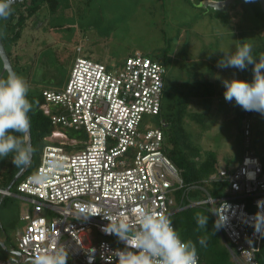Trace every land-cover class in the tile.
I'll use <instances>...</instances> for the list:
<instances>
[{
	"label": "built area",
	"instance_id": "2783aa9c",
	"mask_svg": "<svg viewBox=\"0 0 264 264\" xmlns=\"http://www.w3.org/2000/svg\"><path fill=\"white\" fill-rule=\"evenodd\" d=\"M165 72L163 63L139 52L120 65L77 56L62 90H42L39 108L52 130L38 164L13 184L15 193L0 188L1 198L15 195L29 203L16 247L0 240V264L22 262L57 243L69 250L67 264H108L111 252L124 245L104 231L105 217L135 224L141 209L171 216L185 206H205L215 222L224 221L217 229L235 264H259L263 231L254 222L264 212V204L258 207L264 202L263 164L245 149L237 165L217 166L201 182L185 184L162 151L163 121L140 128L145 115L159 113ZM251 117L242 109L246 146ZM212 184L223 185L219 194L209 193L206 185ZM192 190L202 196L191 198ZM182 200L187 204L180 206ZM198 264H204L199 255Z\"/></svg>",
	"mask_w": 264,
	"mask_h": 264
},
{
	"label": "rangeland",
	"instance_id": "374dc122",
	"mask_svg": "<svg viewBox=\"0 0 264 264\" xmlns=\"http://www.w3.org/2000/svg\"><path fill=\"white\" fill-rule=\"evenodd\" d=\"M200 1L58 0L54 11L43 4L25 20L16 43L4 41V46L15 74L23 76L29 87L39 91L62 90L77 56L120 65L137 52L150 57L164 55L167 84L185 93L201 94L190 98L188 109L201 113L205 122L184 119L188 138L201 154L212 152L218 166L232 167L240 162L247 149L260 158L264 167V116L252 112L253 133L246 146L240 132L242 122L235 111L238 106L234 101L226 102L223 95L222 80L236 78L251 82L253 65L244 71L217 67L223 57L221 49L234 52L240 44L253 43L252 54L255 50L264 52V36H257L255 28H237L242 21L247 26H253V21L256 24L252 6L260 3L254 0L251 6L236 0V5H230L227 12H218L199 5ZM18 6L19 3L12 5L13 10ZM193 68L207 76L210 83L205 90L184 86L188 69ZM145 122L159 125L158 118L152 115L143 117L141 129ZM62 131L68 136L73 134ZM167 148L170 150L171 144ZM38 153H34L25 174L39 161ZM6 185L0 184V188ZM11 191L15 193V185ZM197 192L200 198L202 195ZM27 207L29 203L18 196L1 198L0 195V240L8 248L17 245L16 238L25 225L21 213Z\"/></svg>",
	"mask_w": 264,
	"mask_h": 264
},
{
	"label": "clouds",
	"instance_id": "9594fccd",
	"mask_svg": "<svg viewBox=\"0 0 264 264\" xmlns=\"http://www.w3.org/2000/svg\"><path fill=\"white\" fill-rule=\"evenodd\" d=\"M15 3L16 0H0V20H7L12 15ZM220 51L223 57L217 62L219 68L244 71L253 65L251 82L236 78L222 80L226 102L234 101L244 111L264 116V54L258 59L254 57L250 43L238 45L234 52ZM28 93L29 84L23 76L9 73L0 78V159L11 154L16 167L27 166L34 151L25 139L31 126L29 113L33 109ZM262 204L264 202L258 201V207ZM105 218L109 223L104 231L124 245L111 252L108 264H198L196 244L192 240H182L173 227L171 216L163 211L141 209L135 224L123 218ZM195 219L197 230H206L209 217L196 213ZM223 222L216 220L214 228H219ZM254 227L264 231V212L256 214ZM198 243L205 246L206 237H200ZM68 259L67 246L57 243L37 249L22 262L12 258L9 264H67Z\"/></svg>",
	"mask_w": 264,
	"mask_h": 264
},
{
	"label": "trees",
	"instance_id": "16d2710c",
	"mask_svg": "<svg viewBox=\"0 0 264 264\" xmlns=\"http://www.w3.org/2000/svg\"><path fill=\"white\" fill-rule=\"evenodd\" d=\"M243 0V4H244ZM253 1L246 2L250 3L248 5H253ZM50 10H55L58 4V0H25L19 2L17 9L13 10L12 15L7 20H0V33L2 32L1 39L11 43H16V39L19 37L20 30L25 23V20L35 14L37 10L43 5ZM258 4V3H257ZM230 5H236V0ZM244 8V5H242ZM247 6V5H245ZM254 14L258 15L264 21V14L261 7L258 5L252 6ZM244 10V9H243ZM226 10L225 12H227ZM222 12V11H218ZM227 14V13H226ZM264 41V40H262ZM261 41V42H262ZM5 47V46H4ZM259 47V46H258ZM264 54L261 50H255L253 55L258 57ZM150 57V56H148ZM154 60L162 61L164 65V55H154L150 57ZM2 62L0 60V70ZM187 80L184 86L191 88L196 87L197 90H205L209 86V80L207 76L202 72L198 73L195 68L193 70L188 69ZM166 74V72H165ZM8 74L5 72L2 76L6 77ZM198 76V77H196ZM192 80V81H191ZM190 81L192 83H190ZM191 86V87H190ZM162 97L160 103V110L157 115L159 123L163 121L162 126L164 142L162 145V151L170 158V160L179 169L182 181L185 184L201 182L203 178L212 173L218 166L216 155L212 152H207L206 155H202L199 147H197L192 141L189 140L184 127V119L190 117V119L204 123V116L198 112L189 111V100L192 96L200 94L198 91L187 93L183 90H176L172 86L167 84V80L164 76V86L162 89ZM191 90V89H190ZM201 95V94H200ZM28 99L33 102V109L29 113L31 126H30V136H31V148L34 149L32 153V158L34 153H38V160L40 159L43 146L47 143L44 139L45 136L49 135L52 130V125L50 119L46 116L43 111L39 108L40 104L43 102L42 91L35 88L29 87ZM239 118L242 116V108L237 107L235 109ZM19 135V134H17ZM36 142V144H34ZM171 144L170 150L167 148V144ZM12 155L10 154L6 159H0V184H7L13 175L17 172L20 167H16L12 163ZM32 160V159H31ZM32 162V161H31ZM32 169H29L31 172ZM31 165V164H30ZM221 184H212L208 186L207 190L211 195L219 194ZM220 186V188H219ZM180 191L175 192L177 201L180 199ZM191 198H198L199 195L196 190L189 192ZM179 206V202L177 203ZM187 201L182 200L180 206L186 205ZM177 207V205H175ZM196 213H202L209 217L206 230H197L196 223ZM172 223L175 229L179 232L182 240H192L196 244L197 255L203 260L204 264H235L230 257L227 247L221 241L219 232L217 228H214L215 219L211 212L207 209L201 208V206H185L175 211L171 215ZM200 237H206V245L201 246L198 243ZM260 248L256 255L259 264H264V231L262 233V239L260 240Z\"/></svg>",
	"mask_w": 264,
	"mask_h": 264
},
{
	"label": "water",
	"instance_id": "95a60500",
	"mask_svg": "<svg viewBox=\"0 0 264 264\" xmlns=\"http://www.w3.org/2000/svg\"><path fill=\"white\" fill-rule=\"evenodd\" d=\"M22 1H24V0H16V3H19ZM258 2L260 3L261 9H262L263 14H264V0H258ZM232 3H234V0H201L199 5H201L203 7H211L214 10H218V11H226L227 8L229 7V5ZM0 60L2 62V66H1V70H0V78H2V76L5 72L7 74L15 73L14 69L11 65L9 55H8V53L4 47V44L2 42L1 36H0ZM25 139H26V142L31 146L30 129H29V132H28L27 136L25 137ZM31 159H32V155H31L29 164L25 167H20L17 170V172L13 175V177L7 183V185L5 187L6 189H10L13 186V184L26 172V170L30 166ZM0 246L2 248L5 246L2 241H0ZM15 255L19 256V252H15Z\"/></svg>",
	"mask_w": 264,
	"mask_h": 264
},
{
	"label": "crops",
	"instance_id": "0c3cea01",
	"mask_svg": "<svg viewBox=\"0 0 264 264\" xmlns=\"http://www.w3.org/2000/svg\"><path fill=\"white\" fill-rule=\"evenodd\" d=\"M242 4V3H241ZM242 6V5H241ZM229 7H230V5H229ZM229 7L227 8V10H229ZM243 10V9H242ZM245 10V9H244ZM243 10V11H244ZM254 13V12H253ZM254 15V18H255V21H256V24H255V22L253 21V26H250V25H245L246 23L244 22V21H242L241 23H239L238 24V30H240V29H243V30H251L252 28H255L256 30H257V36H264V21L258 16V15H255V14H253ZM243 16H245V15H243ZM241 19H245L244 17H242ZM263 28L260 32H259V29L260 28ZM259 32V33H258ZM241 35H243V34H241ZM257 36H256V38H257ZM243 37V41H244V37L245 36H242ZM251 44V43H250ZM253 44V43H252ZM251 44V45H252ZM254 45V44H253ZM255 46V45H254ZM259 48V47H258Z\"/></svg>",
	"mask_w": 264,
	"mask_h": 264
}]
</instances>
